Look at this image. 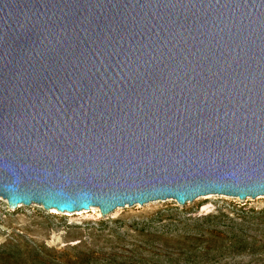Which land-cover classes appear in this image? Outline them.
Listing matches in <instances>:
<instances>
[{
  "label": "water",
  "instance_id": "1",
  "mask_svg": "<svg viewBox=\"0 0 264 264\" xmlns=\"http://www.w3.org/2000/svg\"><path fill=\"white\" fill-rule=\"evenodd\" d=\"M264 198V0H0V198L75 213Z\"/></svg>",
  "mask_w": 264,
  "mask_h": 264
},
{
  "label": "rangeland",
  "instance_id": "2",
  "mask_svg": "<svg viewBox=\"0 0 264 264\" xmlns=\"http://www.w3.org/2000/svg\"><path fill=\"white\" fill-rule=\"evenodd\" d=\"M0 264H264V198L156 201L107 221L0 198Z\"/></svg>",
  "mask_w": 264,
  "mask_h": 264
},
{
  "label": "bare ground",
  "instance_id": "3",
  "mask_svg": "<svg viewBox=\"0 0 264 264\" xmlns=\"http://www.w3.org/2000/svg\"><path fill=\"white\" fill-rule=\"evenodd\" d=\"M53 212H55V210H53ZM80 212H77V214H79ZM83 213V212H82Z\"/></svg>",
  "mask_w": 264,
  "mask_h": 264
},
{
  "label": "trees",
  "instance_id": "4",
  "mask_svg": "<svg viewBox=\"0 0 264 264\" xmlns=\"http://www.w3.org/2000/svg\"><path fill=\"white\" fill-rule=\"evenodd\" d=\"M213 236H215V234H212Z\"/></svg>",
  "mask_w": 264,
  "mask_h": 264
}]
</instances>
